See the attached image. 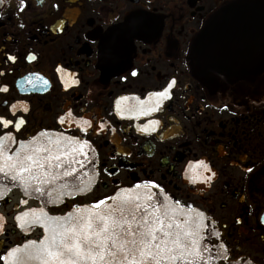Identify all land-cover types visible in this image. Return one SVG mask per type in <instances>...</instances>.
Here are the masks:
<instances>
[{"label":"flooded vegetation","instance_id":"af4514ba","mask_svg":"<svg viewBox=\"0 0 264 264\" xmlns=\"http://www.w3.org/2000/svg\"><path fill=\"white\" fill-rule=\"evenodd\" d=\"M263 9L264 0H0V117L14 122H0V134L12 132L14 147L63 134L94 152L70 175L82 192L14 187L0 198V256L41 239V209L62 215L152 181L211 219L227 262L264 264ZM213 19L219 70L202 77L191 49Z\"/></svg>","mask_w":264,"mask_h":264},{"label":"snow or ice","instance_id":"6c2138e0","mask_svg":"<svg viewBox=\"0 0 264 264\" xmlns=\"http://www.w3.org/2000/svg\"><path fill=\"white\" fill-rule=\"evenodd\" d=\"M171 87L170 83L156 95L163 99ZM129 110L135 109L130 107ZM0 122L5 126L14 123L3 117ZM20 122L22 118L16 121ZM50 135L41 132L30 140L19 141L14 147L12 132L0 134V182H19L26 190L31 187L41 196L46 192L51 195L52 186L57 182L61 184V196L66 190L69 195L82 192L79 183L64 182L62 177L75 173L77 166L84 167L80 159L87 157L83 149L77 147L84 142L63 134L50 139ZM152 185V181L138 182L91 203L70 205L73 211L66 216L45 219L46 214L41 209V216L35 217L34 222L50 225V235H45L38 246L36 241H27L33 247L23 250L24 257L39 259L42 264H205L207 257V264H211V257L207 255L209 249L201 245L199 214L189 215L188 209L183 207L174 209L166 202V196L161 199L160 193L152 195ZM31 213V209L17 213L14 219ZM3 230L0 225V232ZM18 251L20 249L11 248L0 260L17 264L12 258ZM24 257L18 259L22 261Z\"/></svg>","mask_w":264,"mask_h":264},{"label":"water","instance_id":"95a60500","mask_svg":"<svg viewBox=\"0 0 264 264\" xmlns=\"http://www.w3.org/2000/svg\"><path fill=\"white\" fill-rule=\"evenodd\" d=\"M240 10H241L240 8L233 6V7L228 8L226 11L228 13H235ZM248 12H262V9H257V8L249 6ZM214 30H215V19H213L208 25H206L193 41L191 55H192V58L196 61V67L194 68V70L197 74H199L202 77L209 72H215L219 70V69H216V66H215V52L213 50ZM202 58H203V62L201 66L200 59ZM49 134H51L49 136L50 139L60 137V135H56L53 133H45V135H49ZM77 147H80L83 149L84 156H86L89 160H91L92 158L94 159V152L92 151L91 147H89L87 144L82 143L80 145H77ZM62 179L64 182L74 183L71 176L62 177ZM14 187H18L23 191H30V192L36 193L31 187L26 190L25 187L22 186L19 182H10V181L5 180L3 182H0V198L3 197L10 189ZM52 187H53V192L51 195H54V193L60 189L61 184L57 182L56 184H53ZM65 192H68V191L66 190ZM132 192L135 193V189H132ZM150 192L152 193L153 196H155L157 193H160L161 199H163V197L166 196L162 192L157 191L153 188H150ZM45 194H47L46 196H50L47 192ZM166 202L169 205H172L174 209L181 208L176 203H173L168 197H167ZM70 211H73V209ZM70 211L62 215L66 216L67 213H69ZM188 213L189 215H192L195 213L199 214L198 220L201 224L200 235L202 237L201 245L209 249V252L207 255L211 257V264H251L249 261H245V260H240L236 263L227 262L226 251H225L223 244L219 240V234H218V230L215 224L211 221V219L207 215H205L204 213L200 211H197V210L193 211V210L188 209ZM33 216L35 219V217H39L41 216V214H35ZM48 216L49 215H45V219H47ZM58 216H61V215H58ZM180 219L182 220L183 217H181ZM38 226L42 228V232H43L41 239L45 235H50V225H46L42 222L41 225H38ZM40 240L36 241L37 246L39 245ZM26 247L30 248L33 246L28 245L27 242L23 245L18 246L17 248L20 249V251L14 254V257L12 258V260L16 261L17 264H42V261L39 259H29L27 257H24L23 250ZM20 257H24V259L21 261L18 259ZM6 264H12V261H9L6 259ZM205 264H207V257L205 260Z\"/></svg>","mask_w":264,"mask_h":264}]
</instances>
